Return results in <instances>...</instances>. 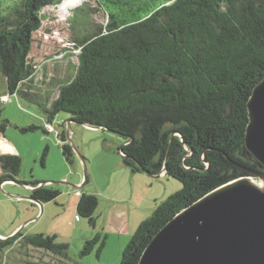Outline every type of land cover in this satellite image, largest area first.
Instances as JSON below:
<instances>
[{
  "label": "trees",
  "instance_id": "1",
  "mask_svg": "<svg viewBox=\"0 0 264 264\" xmlns=\"http://www.w3.org/2000/svg\"><path fill=\"white\" fill-rule=\"evenodd\" d=\"M61 1L0 0V74L6 91L0 96L14 93L39 105L43 125L22 131L49 132L47 125L65 112L67 122L122 137L117 151L131 173L155 176L164 166L166 177L181 182L179 190L155 203L123 248L119 264H137L151 237L181 209L226 181L264 172L244 144L246 103L264 78V0H94L104 22L76 36L74 74L60 80L51 98L33 90L36 68L29 54L41 10ZM77 9L74 18L80 19L82 7ZM7 123L2 119L1 129ZM60 125L61 153L72 163L65 122ZM20 166L18 155H0V183L16 181ZM41 183H29L31 196L40 203L55 199L59 191ZM97 206L95 194L80 192L76 214L94 228ZM99 239L98 254L106 236L97 232L79 255L90 253ZM15 244L60 257L68 251L56 235L19 229L0 238V253Z\"/></svg>",
  "mask_w": 264,
  "mask_h": 264
},
{
  "label": "rangeland",
  "instance_id": "2",
  "mask_svg": "<svg viewBox=\"0 0 264 264\" xmlns=\"http://www.w3.org/2000/svg\"><path fill=\"white\" fill-rule=\"evenodd\" d=\"M79 7L83 16L75 19V10ZM41 13L44 17L39 29L33 32L29 60L36 68L33 90L52 98L60 80L74 74L78 63L76 36L95 30L104 22V14L94 0H63L57 5L45 6ZM4 92L0 74V94ZM0 107V121L8 120L3 129L0 127V155L16 154L21 158L16 181L0 183V237H10L21 229L56 235L57 241L68 244L65 257L36 248L25 251L15 244L0 253V264H119L122 250L138 224L151 214L155 203L182 186L172 177L165 180L132 174L126 166L119 168L115 164L121 160L117 147L123 144L122 137L74 122H70V130L75 150L72 163H68L56 136V130L62 128L60 123L65 122L67 129L70 119L67 113L56 114L52 121L54 129L49 132L40 127L22 131V127L30 124L43 125L39 105L13 93L8 101H0ZM133 177L140 181L134 183ZM32 181L45 182V186L57 189L59 194L41 203L40 209L37 203L26 198L31 196L29 183ZM172 183L179 188L163 198H155L164 194L166 186L170 191ZM70 184L80 186L75 188ZM80 192L93 193L98 198L94 228L86 218L76 214ZM97 232L101 237L106 236L100 252L97 254L101 239L90 253L79 255L84 241Z\"/></svg>",
  "mask_w": 264,
  "mask_h": 264
},
{
  "label": "water",
  "instance_id": "3",
  "mask_svg": "<svg viewBox=\"0 0 264 264\" xmlns=\"http://www.w3.org/2000/svg\"><path fill=\"white\" fill-rule=\"evenodd\" d=\"M246 105L245 148L264 166V78ZM66 134L75 150L70 122ZM251 172L218 185L173 215L148 241L137 264H264V172ZM26 198L42 209L35 198Z\"/></svg>",
  "mask_w": 264,
  "mask_h": 264
},
{
  "label": "crops",
  "instance_id": "4",
  "mask_svg": "<svg viewBox=\"0 0 264 264\" xmlns=\"http://www.w3.org/2000/svg\"><path fill=\"white\" fill-rule=\"evenodd\" d=\"M70 136H71V130H70ZM120 159H121V158H120ZM115 165H117L119 168H123V167H125V165L122 163V160L118 161ZM132 174H134V173H132ZM135 174H140V173H135ZM152 177H157V176H152ZM159 177H162V178H164L165 180H168L167 178H165V177H166V176H165V171H161ZM132 179H133V182H134V183H135L136 181H137V182L140 181V178L137 179V178H134V177H133ZM141 181H142V180H141ZM145 181H146V180H145ZM146 182H147V181H146ZM178 188H179V187H178L176 184L172 183L171 186H170V188H169L170 191H167V186H166L164 194H163V195L156 196L155 198H156V199L163 198V197L166 196V194H168L169 192H173V191L177 190Z\"/></svg>",
  "mask_w": 264,
  "mask_h": 264
},
{
  "label": "built area",
  "instance_id": "5",
  "mask_svg": "<svg viewBox=\"0 0 264 264\" xmlns=\"http://www.w3.org/2000/svg\"><path fill=\"white\" fill-rule=\"evenodd\" d=\"M8 99H9V95H2V96H0V101L1 102H6V101H8ZM47 127H48L49 130H52L53 129L52 125H47Z\"/></svg>",
  "mask_w": 264,
  "mask_h": 264
},
{
  "label": "clouds",
  "instance_id": "6",
  "mask_svg": "<svg viewBox=\"0 0 264 264\" xmlns=\"http://www.w3.org/2000/svg\"><path fill=\"white\" fill-rule=\"evenodd\" d=\"M31 186V185H30ZM32 187V186H31ZM33 188V187H32Z\"/></svg>",
  "mask_w": 264,
  "mask_h": 264
}]
</instances>
